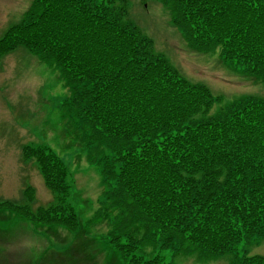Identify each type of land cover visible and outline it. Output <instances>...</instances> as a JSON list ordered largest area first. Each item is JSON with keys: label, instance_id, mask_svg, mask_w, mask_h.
<instances>
[{"label": "trees", "instance_id": "16d2710c", "mask_svg": "<svg viewBox=\"0 0 264 264\" xmlns=\"http://www.w3.org/2000/svg\"><path fill=\"white\" fill-rule=\"evenodd\" d=\"M161 1L192 49H219L222 62L264 82V0ZM123 17L117 0H33L0 53L21 44L70 88L62 106L108 188L104 237L123 264H169L161 250L191 248L198 258L264 264L237 250L264 240V99L208 113L217 98ZM32 153L51 187L68 176L46 145ZM60 189L64 201L45 219L72 222L65 180Z\"/></svg>", "mask_w": 264, "mask_h": 264}, {"label": "rangeland", "instance_id": "374dc122", "mask_svg": "<svg viewBox=\"0 0 264 264\" xmlns=\"http://www.w3.org/2000/svg\"><path fill=\"white\" fill-rule=\"evenodd\" d=\"M32 1L0 0V40L20 24ZM117 3L122 6L124 20L149 41L152 52H158L156 55L164 57L188 82L204 85L217 98L208 113L224 109L242 95L264 97V83L222 63L219 49H192L161 0ZM69 94L70 88L56 69L25 46L16 45L0 53V264L105 263L102 255L88 247H104L109 228L105 212L113 210L112 204L99 168L89 163L81 139L65 114L62 102ZM42 145L67 166L68 176L63 180L69 185L67 205L76 210L72 222L45 219L55 214L64 200L59 194L63 180L51 187L32 153ZM45 207L50 208L49 213ZM92 239L99 242L92 243ZM74 241L96 256L89 259L79 250L60 255ZM237 250L264 255V240L253 246L240 243ZM160 252L169 264H229L232 259L231 254L198 258L192 248L185 254L168 249ZM111 264H120L118 257Z\"/></svg>", "mask_w": 264, "mask_h": 264}, {"label": "crops", "instance_id": "0c3cea01", "mask_svg": "<svg viewBox=\"0 0 264 264\" xmlns=\"http://www.w3.org/2000/svg\"><path fill=\"white\" fill-rule=\"evenodd\" d=\"M80 243H78V242H73V244L70 246V248H72V247H74L76 250H79V248H80ZM83 245V244H82ZM70 248H69V250H70ZM89 248H92V249H94L95 251H96V248H94V246H92V245H90L89 247H88V250H89ZM69 250H67L66 251V253L69 251ZM88 250H86L85 248H84V250L82 251V252H80L81 254H85V255H87L88 257H89V259L90 258H93V257H95L96 256V254H94V255H89V252H88ZM80 251V250H79ZM97 252V251H96ZM103 256V258L105 259V260H108L109 258H110V253L109 254H106V253H101V254H99V255H97V256ZM91 264H95V263H92L91 262Z\"/></svg>", "mask_w": 264, "mask_h": 264}]
</instances>
